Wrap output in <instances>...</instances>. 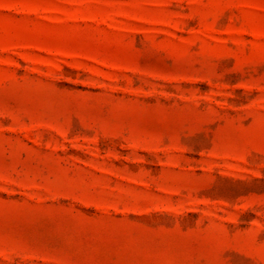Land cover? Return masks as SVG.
I'll return each instance as SVG.
<instances>
[{
    "label": "rangeland",
    "instance_id": "1",
    "mask_svg": "<svg viewBox=\"0 0 264 264\" xmlns=\"http://www.w3.org/2000/svg\"><path fill=\"white\" fill-rule=\"evenodd\" d=\"M0 264H264V0H0Z\"/></svg>",
    "mask_w": 264,
    "mask_h": 264
}]
</instances>
